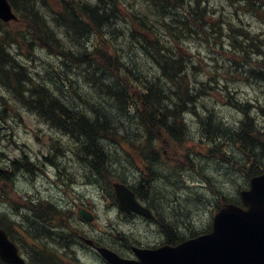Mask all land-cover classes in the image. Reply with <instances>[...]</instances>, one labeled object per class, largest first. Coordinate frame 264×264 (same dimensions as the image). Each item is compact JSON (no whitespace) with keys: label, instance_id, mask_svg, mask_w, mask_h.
Listing matches in <instances>:
<instances>
[{"label":"trees","instance_id":"obj_1","mask_svg":"<svg viewBox=\"0 0 264 264\" xmlns=\"http://www.w3.org/2000/svg\"><path fill=\"white\" fill-rule=\"evenodd\" d=\"M8 1L12 9L13 7H15L16 10H18L15 11L14 9L15 13L18 15L19 22L7 25L1 23L0 21V91L2 89V93L6 96L4 97L3 94L2 96L0 95V121L2 120L4 122H7L8 119H13V117H16L14 114H10V111L13 109L18 118L20 117V110H25L28 113L37 115L42 122L49 125L58 133L67 136L70 141H73L74 147L70 150L72 151L73 155H77L76 153L79 152L80 148L84 147V142L87 140H94L96 137L100 136L103 129L101 126L97 125L100 124L97 121H95V123L92 124L93 126L91 127H89L90 125H85L86 127L83 128L75 127L76 123L74 122H76L77 119L76 114L74 115V112H76V110L80 109V107L83 106V100L79 103L74 98L75 96H72L74 88L72 82L69 81L70 78L58 77V70L63 66L62 55L58 54L55 48L41 45V43L50 42L51 39H55L56 33L58 31L57 27H60V23H67V19L61 18L60 16L52 17L46 12L44 13V11L49 10L53 11L54 14H65V12L67 13L69 10L71 11V14H73L74 18H80L81 20L78 21V24L84 26L81 29L88 35H90V33L92 32L95 37V46L92 50H96L98 53H100L104 57V60L109 57L116 56L120 58V51H118L117 48L111 50L110 44H106L104 38L100 36L99 32V30L101 31L107 24L109 25V28L111 27L113 29L112 24L115 22V20L111 22L114 19V16L108 15L110 7L108 5L109 2H112L114 4L113 9L115 12V16H117L118 19H125L127 20L128 24L131 25L133 16L131 17L130 15H128V7L126 4H124L125 10H121L117 6L118 4L114 2V0H96L93 5L78 2V0H44L48 10L41 5L39 6L38 4L35 7V11L34 8H30V11H34V13L32 17L29 18L23 14L21 9H19L18 3L22 1L29 6H33L32 1ZM150 3L155 5L154 0H151ZM263 3L264 0H262L261 4ZM174 7V3L165 6V8L168 9H172ZM99 8L103 9L102 12H99ZM182 10L184 11L183 13H181L180 10L176 12H179L178 15L170 14L167 19H165L158 25L159 32H161V30L166 31L172 37V41L168 44L170 45L169 49L171 51L169 53L172 54V58L166 59L164 55H158V59H153L154 57L147 59L145 67L150 69V71L146 73V70L144 69L143 73L145 75L148 74L149 77L145 78L146 76H144V80L142 81L138 80L134 75H128L124 78V87L122 88L121 92H125L124 97H126L128 102L126 105L124 104L120 109L125 114V117L123 116V119L134 122L138 128L141 127L142 132H144L147 136V138L142 137V139H135V141H133V145H131V147L134 149L135 154L138 156L141 154V152H143L145 147L148 146L149 149L155 151L161 148V146L166 143L168 138H175L177 137V134H180V132L182 131L184 132L185 129L181 128L182 119L179 118L181 116V112L183 111V109H188V102L192 100L193 102H197L199 101V99H201L200 97H198L199 93L206 96L208 94L207 92L211 90L204 87L203 85L205 84L203 83H190L191 75L187 73V67L185 65L186 63L188 64L193 60L190 56L191 54H188L185 50L180 48L178 51L174 49V44L176 46H179L176 40H179L181 38L180 36L184 38L187 37L183 34L184 30H186L187 32L188 29L194 28L193 26H195L192 17V12L194 10L191 8H184ZM23 15L31 21L30 25L32 24L33 28L30 27L27 22L25 23V21L23 20ZM81 29H79V38H84L85 35L81 33ZM179 30L182 31V33ZM61 33L64 34L62 31ZM133 34L141 39H144L147 35V32L142 27H138L133 30ZM232 35L233 41L238 40L239 34L237 27H233L230 32H207L206 30H202L201 32L195 34L196 38H198L199 41L206 44H208V42L205 38L208 36L215 39ZM259 38L260 36L252 37L250 35V42L248 43L249 46L245 45L246 42H244V45L243 43L241 44L242 49L238 48V50H244L247 49L246 47H248L252 51H255V43ZM179 42H181V39ZM44 48H46V50L50 54L54 55V61L47 62L45 65H43L46 67L43 69L42 78L40 79V81H36L33 78V72H37L34 70L38 68L37 66L29 67L28 64H32L34 62L37 63L41 57L40 51H42ZM238 50L237 47H234V49L232 48V51H229L230 56L232 55L231 53H234L243 57H240V60L231 58L233 63H235L234 66H239L241 64L239 66L241 73H239L238 67L234 70V72L242 75L245 81L256 83L259 80H264V63L259 62L258 60L253 61L251 52L244 50L242 54H240ZM180 57L185 61L183 62L182 60H179ZM226 57L228 58L229 55H227ZM104 60L102 59L100 61H90L91 64L86 63L85 61H81L75 69H77L78 72H81L82 74H80V76L84 78L85 74L91 70V67H93V64L97 68H101ZM22 65L24 68L23 70L19 71ZM152 77L155 79V81L159 80L160 78L159 82H156L161 87H164V89H159L157 87L154 88V86L150 84V80L152 79ZM256 78L259 80H257ZM31 79H33L35 83L39 82V84L36 83L37 87L35 86V88L31 87L28 89L27 81L30 82ZM172 83L174 84V86ZM167 85H172L175 88V91L172 93V95H174L175 102L171 107H164L163 105L164 102L166 103L170 100L169 94L174 89L166 88L165 86ZM194 86L200 87L195 88L194 92H192ZM3 91L6 92L7 95ZM109 97V95L102 93V95L94 98L95 103H93V101L91 103L85 101V103L83 104H89V108L93 109L94 106L97 107L100 103L97 98L101 99L102 101H106L108 99V102L109 100L112 102L113 98L111 99ZM103 104L100 105L103 106ZM109 104L111 105V103ZM239 104L243 106L241 102ZM113 106L115 108L114 109L112 107L113 110L120 112V110L115 107L114 104ZM153 107H155L156 109H154ZM248 110L249 109H247V112H244L243 110L239 111L242 117L239 121H237L234 127H230L227 125L225 126L222 120H220L216 116L214 111H209L207 120L210 123L216 122L219 125V128H222H220V136L223 140V144H219L217 140L218 138H214V130H201V137L203 138L202 141L208 142L209 147H206L207 149L202 150L201 153H204L205 155L197 154L199 156L198 158L207 157L209 156V154H212V159H215L216 161L221 163L222 166L226 167L229 170L236 169L237 174L240 172L246 179H249L250 176L258 173L259 169L264 168V132L257 130V127H255L256 123L254 122V119L249 115ZM127 114H129L128 117ZM186 114H188V112L183 113L182 118H185ZM108 115L112 117L110 113H108ZM118 119H120V116L118 117ZM203 122L206 121L204 120ZM105 124L114 126L115 121L109 120ZM10 129L12 130V128ZM179 136L180 135H178V137ZM148 138L152 139L149 140ZM184 139L193 141L190 131H187V133L185 132V134L182 136V139L178 141L174 140V145L168 147L166 157L168 159L167 163L171 161H177L180 152L182 153L184 151L186 153H196L199 152V148L201 150L202 147L206 146L204 144H195L196 147L194 145L189 146L187 142L183 141ZM121 144L122 154L126 153L129 156V151L125 149L126 144L124 143V141H122ZM217 144L220 145V148H217ZM226 149L236 151L238 157L236 159L228 158L226 155ZM54 150L59 152V150H56V148ZM90 154L98 155L100 153H98V151L94 148H91ZM20 161L21 159L8 161L7 163L10 167H16L20 163ZM26 162L27 160H23V164ZM30 162L31 165L34 166L32 160H30ZM107 162V160H100L97 165V170L100 171L101 175L103 176V171L105 169L106 174L109 173V169L107 167H110V162H108V164ZM88 167H90V165H88ZM90 169L95 173L97 172V170H94L91 167ZM173 169H176L178 171V169L182 168L175 167ZM32 172L33 176H31L30 179H33V177L37 175L35 174L36 172H34L33 168ZM13 174L15 177L16 173ZM235 174L236 173L233 172V175ZM10 175L11 173L0 174V179H8ZM27 177L23 178V180H26ZM91 177L93 178V176ZM109 178L106 175L104 176L103 179L106 180V184L109 183ZM204 180L206 181V178ZM141 184L142 182L139 181L138 187L135 189L133 188V191H135L137 197H139L143 201H146L149 206H153L154 202L152 201L156 200H153L151 196L146 193V190L140 187ZM139 187L140 189H138ZM154 189L157 190L156 187H154ZM213 190L215 191V194L212 195L216 197L214 198L217 199L218 202L220 198H223V202H227L228 200H230L228 198H224V196H220L218 190H216L214 187ZM155 195L157 197L158 190ZM195 195L197 196L196 200L199 201V205L204 206V203L211 204L210 201H208L204 197V194H199V192H196ZM186 200L187 198L184 199V202ZM188 203L189 201L186 202V205L188 207H192V205L194 204V202H190L189 204ZM41 205L42 208H47L50 210V213L48 215L49 220L52 219L49 216H54L60 220H64L63 210L55 206L53 203L49 206L47 204ZM38 207L39 206H31L29 210H33ZM181 208H172V210L169 211L179 214V216L171 217L175 220L178 218L179 225L174 224V227H172L175 232L177 230H184L181 229L183 225H186V223L189 224L188 222L193 221V211L192 213L188 210L181 212ZM46 223H48V220Z\"/></svg>","mask_w":264,"mask_h":264},{"label":"bare ground","instance_id":"obj_2","mask_svg":"<svg viewBox=\"0 0 264 264\" xmlns=\"http://www.w3.org/2000/svg\"><path fill=\"white\" fill-rule=\"evenodd\" d=\"M30 1H32L33 6H29L22 1L18 3L19 9H21L23 14L26 15L27 17L29 18L32 17L34 11L36 10L35 7L38 4L39 6L41 5L42 7H45L48 10L44 0H30ZM123 1L125 2L126 0H114V2L118 4L117 6L121 10H125V5ZM197 1L195 0H154L155 5H153L152 3H150L151 0H140V2L143 3V5L139 9H137L138 4L137 6L129 4L130 10H128V15H130L131 17L133 16L131 25L128 24L127 20L125 19L121 20V19H118L117 16H115V12L113 9L114 4L112 2H109L108 5L110 7H109L108 15L114 16V19L111 22L115 20V22L112 24L113 29L111 27L109 28V25L107 24L105 27H103L102 29L103 31L99 30V32H100V36L104 38L106 44L108 45L110 44L111 50L117 48L118 51H120V58L116 56V57H109L105 60H104V57L100 53H98L96 50H92L95 46V37L92 32L90 33V35H88L81 29L84 26L78 24V21L81 20L80 18L78 19L74 18L73 14H71V11L69 10L67 13L65 12V14L64 13L54 14L53 11H49V10L44 11V13L46 12L52 17L60 16L61 18L67 19V23H60L59 25L60 27H57L58 31L56 33L55 39L53 40L51 39L50 42H45V43L40 42V43L42 46H48V47L55 48L57 50V53L62 55V59H63L62 65L63 66L62 68H59L58 70V77L70 78L69 81L72 82L73 88H74L72 96H75L74 98L79 103L82 100H83V103H85V101L91 103L95 97L102 95V93L109 95L110 96L109 98L111 99L113 98L112 102L110 100L108 102L107 101L108 99L106 101H102L101 99L97 98L100 103L98 104L97 107L94 106L93 109L89 108V104L82 103L83 106H81L80 109L74 112V115L76 114V119H77V120L75 119L76 122H74L76 123L75 127L83 128V127H86L85 125H90L89 127H91L93 126L92 124H94L95 121H97L100 123L97 125L101 126L103 131L101 132L100 136L96 137L94 140L85 141L83 145L84 147L80 148L79 152L76 153L77 155H73V153L70 152L71 157H67V154L58 155L57 153L56 155H51L49 159L47 160L45 159L47 168L49 170L55 171L60 178L66 179V178H69L71 175V171L73 170L71 168L76 167V165L78 167L82 166V169L85 175L87 174V175L93 176L95 180L97 181L99 180V182L100 181L102 182L101 190L108 195L109 202L112 203V205H113V192H111V190L106 185L105 183L106 180L103 179L105 175L108 178L110 177L109 179H117L119 181L125 182L127 186L130 187L131 189L137 188L138 183L140 181L142 182L140 187L144 188V190H146V193L150 195L153 200L157 201L156 205H154V208H153L154 212L157 213V210H158L161 214L163 213L164 208L166 207L164 206L162 199H157L155 195V193H157V190L154 189V187L158 188V186H155L158 180L161 183V186L163 185L165 186V184L161 182V179H162L161 173L164 172V169L167 165L168 159L166 157H167L168 147L173 146L174 140L178 141L182 139V136L185 134V132L187 133V131H190V130L192 133L193 141H195V138L198 132H200L201 134V130L203 131L214 130V133H213V135L215 136L214 138L215 139L218 138L217 140L219 144H223V140L220 136V130L222 128L220 127L221 128L220 129L219 125L216 122L210 123L207 120L209 116L208 112L211 110L212 111L214 110L202 104L205 95L199 93L198 97H200L201 99H199V101L197 102H193V100L188 102L189 103V104L187 103L188 109H185V110L183 109V111L181 112V116L179 117L182 119L181 128L185 129V131L184 132L182 131L180 132V134H177V137L178 135H180L178 139L177 137L168 138L166 143L163 144L161 148L155 151H152V149H149L148 146L145 147L143 152H141V154L138 156L137 166H134L131 163V157L128 156V154L126 153L124 155L125 156L124 164L123 162L119 163V161L116 160L115 155L117 153V150L122 149V144H121L122 141L131 142V141H135V139H142V137L147 138L146 134L142 132L141 127L138 128L134 122L123 119V116L125 117V114L120 109L124 104L126 105L128 102L126 97H124L125 92H121L122 88L124 87L123 86L124 78L128 75H134L138 80L142 81L144 80V76H146L145 78L149 77L148 74L145 75L143 73L144 69L146 70V73L150 71V69L145 67L147 59L151 57L152 58L154 57L153 59H158V55L160 56L164 55L166 59L172 58V54L169 53L171 51L169 49L170 45H168L172 41V37L166 31L161 30V32H159L158 25L159 23L167 19V17L170 14L178 15L179 12L178 13L176 12L180 10L183 11L182 9L184 8H191L194 10L192 12L193 13L192 17H193V23L195 24V26H193L194 28L188 29L187 32L186 30H184V33H183L184 36H187L189 38V40L192 39L195 42L199 41L198 38H196L195 34L201 32L202 30H206L207 32L208 31L209 32H212V31L230 32L233 27H237L238 34H239L238 40L233 41V35L228 36V37L215 38V39L208 36L205 39L208 43L210 41L211 42H222L223 41L228 46H230L231 50L232 48L234 49V47H237V50H238V48L242 49L241 47L242 43L244 45V42H246L245 45H248V43L250 42V35L252 37L255 36L251 34L250 31L251 30L254 31L255 27H257L258 25L262 26L263 29L260 31L256 29L257 32L256 31L255 32L258 33V35L256 36H260V37L264 36V25H263L264 23V3L261 4L262 0H230V1H227L228 3L231 2L230 5L232 6L236 5L235 6L236 13H232L231 16L229 15L224 16L221 14L219 15L211 14V13L205 12L204 10L200 11L204 7L199 5L201 1L199 0ZM203 1L206 3V0H203ZM78 2H83L89 5H93L96 2V0H78ZM5 3L7 4V6L11 7L8 0H5ZM172 3L175 4L174 8L172 9L165 8L166 5L172 4ZM142 7L145 9V11L142 10ZM30 8H34V11L31 12ZM14 9L15 11H18L16 10L15 7H13V10ZM98 10L99 12H102L103 9L99 8ZM247 14L249 15L251 19L255 18L257 21H261V22L256 23L255 27L252 28L251 24L245 22L244 20L243 21L241 20V17ZM24 15H23V20L25 21V23L27 22L28 25L33 28V25L32 24L30 25L31 21L28 20ZM208 17H210L209 19L212 22H208V24H206L205 19H207ZM69 19H72V20H69ZM138 27H142L144 30H146L147 35L144 39H141L138 36L133 34V30ZM79 29H81V33L85 35L84 38H79ZM61 31L64 34H62ZM78 39H82V41L88 44L87 45L82 44L81 45L82 47L80 49H77V46H75V44L78 43L77 41ZM65 41H69V43H66ZM255 45H256L255 51H252L248 47H246L247 49H244V50L249 51L251 53L255 52L256 57L261 59V57H263L264 55L263 50L260 48L262 47V45L258 47L259 45H257V42L255 43ZM44 49L40 51L42 54H46L50 58H54L53 54H50L46 50V48ZM244 50H238V51L240 52V54H242ZM228 55L230 56L229 53ZM102 59L104 60L102 67L97 68L93 64V67H91V70L85 74L84 78L80 76V74L82 73L78 72V70L75 69L81 61L83 62L85 61L86 63L91 64L90 61H100ZM179 60H182L183 62L185 61L181 57L179 58ZM47 62L49 61H44V63L39 64L37 68H44L45 66L43 65H45ZM23 68L24 67L22 65L19 71L23 70ZM33 78L36 81H40V79L42 78L41 72H33ZM159 80H156V81L159 82ZM156 81L152 77V79L150 80V84L153 85L154 88L157 87L159 89H163L164 87H161L159 84H157ZM199 82L205 85L217 84L215 79L212 77L210 78L207 77V79L204 82L203 81H199ZM199 82L196 80H192V79L190 80L191 84H198ZM36 83L39 84V82H36ZM36 83L34 82L33 79H31L30 82L27 81L28 89L31 87L35 88V86L37 87ZM259 84L264 87V80H259L256 83H254V85H259ZM173 86L167 85L165 87L174 88ZM197 87L199 86H194L193 87L194 89H192V92H194L195 88ZM174 91H175V88L169 94L170 100L166 103L165 102L163 103L164 107L165 106L171 107L173 103L175 102L174 95H172ZM97 92L101 94H98ZM88 97H91V99H88ZM109 103H111L112 106ZM112 103L115 105V107H117L120 110L121 113L119 111L117 112L112 109V107L114 108ZM100 104L101 105L103 104V106H101ZM229 104L231 107H233L234 110H237V111L243 110L244 112H247V109H249L254 112V115L260 113V115L262 116L264 114V111L260 109L258 110V113H257V108L255 110V108L252 107L248 102L242 103L243 106L239 104V102L237 101H234L233 103L229 102ZM153 108L156 109L155 107ZM107 112L110 113L112 117H110ZM187 112H188L189 118L188 119L182 118L183 113H187ZM128 115L129 114H127V117ZM119 116H120V119H118ZM12 120L13 119H10V121ZM109 120L115 121V125L114 126H111L108 124L106 125L105 123H107V121ZM204 120L206 122H203ZM0 138H1L0 147H1V150H3V152L2 151L0 152V174L16 173L20 176H25V177L33 176L32 168L34 170V166L31 165V162L28 159L27 154L25 153H22L20 157L17 159V160L21 159V161L16 167L9 166L7 162L10 161L11 158H9L8 154L4 152L5 146L3 142L5 138L3 135ZM148 139L150 140L152 138H148ZM14 144L15 142L12 139V143H10V146L14 147ZM91 148H94L95 150H97L98 153H100L98 154L100 156L90 154ZM217 148H220V145L217 144ZM226 155L228 158H232V159H236L238 157L237 152L234 150L226 149ZM53 157H57V159L59 160H56ZM192 157H195V159L193 160ZM23 160H27V162L23 164ZM100 160H107L108 162H110V167H107L109 169V173L106 174V169H105L103 171L104 176L101 175V172L97 170L98 168L97 165ZM196 160H197V157L195 156V154L190 153V155H188L187 158L185 159L186 166L184 168L178 169V171L172 168L169 175L165 174L168 177L167 181L170 180V178H173L172 180L179 178V177H175V175H177L180 172L179 176L180 174L182 176H184L185 174L187 176L198 175L201 177V181L203 182V180L207 177L205 174L203 176L201 174L203 160L201 161H196ZM209 163H210V160H207L206 164L208 165V167L206 170L209 174H214L218 166L221 163H219L216 160L211 162L212 165H210ZM117 164L120 165L119 167L120 169L115 167ZM88 165H90L92 169L97 170V172L95 173L94 171H91ZM222 168L224 169L223 175H226L227 173L230 175L233 174V172H231V170L227 169L226 167L222 166ZM62 185L66 186L65 183H63ZM161 186L159 187L158 190L163 191V189H161L162 188ZM140 187L138 189H140ZM192 195L193 194H190V196ZM168 197L169 196H167V198ZM186 198L187 200L184 202L182 196L180 197L174 196L171 201L174 202L175 208L179 209L181 208V206L183 207L184 203L186 204L187 201H190L188 198V195ZM169 210L167 209V212H169ZM45 213H48L49 215L50 210L47 208L38 207L36 209L29 210V212H27L25 216L26 217L32 216V218L35 217V219H37L36 217L41 218ZM49 217L52 218L49 220L50 224L51 223L57 224V226L54 225V227L58 229L59 239L62 240L65 238H73L71 234L68 233V229H67L68 220L67 219L64 218V220H60L54 216L52 217L49 216ZM1 219H2L1 221L2 223H4L5 220H7V218L5 217ZM190 228H191V224L186 223V225L184 224L181 229L189 230ZM49 244H51V242ZM76 246L78 247V244Z\"/></svg>","mask_w":264,"mask_h":264},{"label":"rangeland","instance_id":"obj_3","mask_svg":"<svg viewBox=\"0 0 264 264\" xmlns=\"http://www.w3.org/2000/svg\"><path fill=\"white\" fill-rule=\"evenodd\" d=\"M200 6L204 7L200 11H205L211 14L216 15H224V16H231L232 13H236L235 6L230 5L227 1L230 0H206V3L203 0H199ZM124 4L127 5L128 10H130V6L134 5L137 6V9L141 8L142 2L140 0H126L123 1ZM142 10L145 11V9L142 7ZM182 13L184 11H181ZM193 15V13H192ZM248 15V14H247ZM241 17V20L251 24L252 28L255 27L256 23H260L261 21H257L255 18H250L249 15ZM208 17L205 19V23L208 24V22H212ZM251 19V20H250ZM124 22V21H122ZM163 22V21H162ZM262 24V23H261ZM264 25V23H263ZM256 29L259 31L262 30V26L258 25L255 27V30H251V34L258 35L256 33ZM180 31V30H179ZM256 31V32H255ZM182 33V31H180ZM253 36V37H255ZM182 39L183 37L180 36ZM188 37H186L187 39ZM180 39L176 40L178 45L180 44ZM257 45L260 47L264 52V36H261L259 39H257ZM78 43L75 44L77 46V49H80L82 44L87 45L88 43H85L82 41V39L77 40ZM66 43H69V41H65ZM263 42V43H262ZM224 45V46H223ZM182 46V45H181ZM189 49H188V48ZM188 51L190 50L192 54V61L190 63H186V71L189 73L190 79L196 80V81H205L207 79L206 74H216L219 76H222L223 78V85L219 84H210V85H203L204 87L208 89H212L213 91H209V95L204 97L203 103L205 106H207L210 109H213L215 111V114L217 117H219L223 122H225L227 125H233L236 121L240 119V113L237 110H234L233 107L230 106L229 102L233 103L235 100H240L243 103L248 102L252 107L260 108V110L264 111V87L262 85H254L251 81H245L244 77L242 75L237 74V72L234 73V70L238 67V65L234 66L235 63L231 60V58H235L240 60V55L232 53L231 56L228 58L226 57L229 53L228 50L221 49L228 48L229 46L225 42H209L208 44L203 43L201 41H193L188 40L187 44ZM177 51L178 48L175 47ZM221 49V50H220ZM232 51V50H230ZM216 53V54H215ZM41 54V59L37 63H30L28 64L29 67L39 66V64H43V61H49L53 62V58H50L46 54ZM253 60H256L257 57L252 56ZM243 58V57H241ZM260 60V58H257ZM246 61V60H245ZM252 61V60H251ZM149 62V61H148ZM189 62V61H188ZM241 62V61H240ZM150 64V63H149ZM44 68H38L34 71L41 72L43 74ZM232 71V72H231ZM239 73H241L239 69ZM226 74V75H225ZM200 87V86H199ZM198 87V88H199ZM84 88V87H83ZM222 88V89H221ZM227 88V90H226ZM164 89V88H163ZM3 93L0 92V95ZM228 95V96H226ZM231 97V98H228ZM96 98V97H95ZM88 99H91V97H88ZM95 100V99H94ZM93 100V103L95 101ZM254 109V108H253ZM256 110V109H255ZM258 110V109H257ZM254 113V112H253ZM258 113V112H257ZM10 114H14L16 117H13V120L10 121V119L7 120V122L0 121V137L2 135L4 136V146H5V153L8 154L9 158L15 159L19 158L22 153L27 154L28 157L33 160V162H38L39 160H42L44 162L43 157H46V155H58L60 154H67V157H71L72 152L70 149L73 148V141H70L68 137L62 135L61 133H58L57 131L51 129L46 124H43L40 122L37 117L33 116L31 113H28L27 111L20 110L19 114L20 117L18 118L17 114L15 113L14 109L10 111ZM259 114V115H258ZM255 115L256 119L261 120V118L264 119V114L261 116L260 113ZM12 128V130L10 129ZM1 139V138H0ZM12 139L15 142L14 147L10 146V143H12ZM61 140V141H60ZM53 142H55V145H51ZM126 144L125 149L129 151V156L131 157V163L134 166H137L138 163V155L135 154L134 149L131 147L133 145V141L128 142L124 141ZM59 150V152L55 151L54 149ZM122 149L117 150L116 153V160L120 162H125V153L122 154ZM3 152L0 147V152ZM181 153V152H180ZM119 157V158H118ZM56 160L57 157H53ZM212 154H210L207 157L197 158L196 161H202V168H201V174L202 176L205 174L207 177H209L210 185H212L214 188L219 189L218 191H221L224 195L228 196H234L236 189L238 188V184L242 183L241 177L238 176L236 169H230L231 172L236 173L235 175L226 174L223 175L224 169L222 168L221 164L218 166L216 172L214 174H209L207 172L208 165L206 164L207 160H210L213 162L215 159H212ZM194 160L195 157H192ZM213 160V161H212ZM72 162V161H71ZM129 163V162H127ZM175 166H180L184 168L185 160L182 156V154H179V158L177 161L174 162ZM116 168L120 169V165L117 164L115 166ZM73 169L71 171V175L68 179H65L64 182L66 184V187H64L63 192H59L53 187L51 189L48 187L47 183L45 182V178L39 179L37 182L36 178H33L30 180V177L28 176L25 181H20L16 183H12L14 185V191L11 190V192H6L4 189L3 192H5L8 199L12 202L16 199V197H23L27 198L29 195L35 193V191L43 190L45 188H49L50 191V197L54 196L57 201L58 208L62 209L65 214H75V211L73 213L69 212V210H66V207H70L71 203H83L86 206H88L90 209L93 208L94 213H96V216H98L94 226L88 227L87 231L91 233L96 232V236L98 238L102 237V234H110L112 228H114V224L119 225L120 223H117L116 219L118 217V213L116 214V210L112 207V203L109 202L108 195L101 190L102 182L99 180H95L90 175H85L81 167L71 168ZM171 167L166 166L164 169V172L161 173L162 179L161 182L165 184V186H161V183L159 180L156 182L155 186H158L157 190L161 186L163 191L158 190V196L157 199H162L164 206V211L161 215V217L166 218L164 221V226L169 231L175 232L172 227H174V224L179 225L178 218L172 219L171 217L179 216V214H176L175 212H167V209L169 211L172 210V208H175L174 202L171 201L174 196H182L183 200L187 197L190 200V202H194L192 207H187L186 204H183V207L181 208V212H184L186 210H193L192 217H193V225H192V232L193 231H203L207 226L210 224V216L208 210L209 203H206L205 207L200 206L196 203L195 195L193 194L190 196V190L192 189V192L194 191L197 184H200L201 177L198 175H189L186 174L182 176L179 173L175 175V180H172L173 178H170V180L167 181V176L170 174ZM212 169V168H211ZM210 169V170H211ZM212 171V170H211ZM213 172V171H212ZM54 173V172H52ZM166 174V175H165ZM238 176V177H237ZM20 178H25V176H19ZM237 177V178H236ZM234 179V181H232ZM172 180V181H171ZM41 181V182H40ZM170 181V182H169ZM167 184V185H166ZM107 185V184H106ZM108 186V185H107ZM70 188V189H69ZM110 188V185L109 187ZM189 188V189H187ZM93 189V190H91ZM187 189V192L185 191ZM97 190V191H96ZM167 196H169L167 198ZM6 199V197H5ZM169 201V202H168ZM156 205V201H152ZM172 202V204H171ZM214 201H210L212 204ZM14 203V201H13ZM168 203V205H167ZM16 206L22 205L21 200L19 202L14 203ZM5 211L4 208L0 207V212ZM191 212V211H189ZM177 221V222H176ZM123 223V224H122ZM119 228L120 231H125L128 234L129 238H132L133 240L137 241H148L150 240L151 235L153 231H159L156 227H153L148 224H144L141 220L136 219L133 226L130 224H125V222H122ZM173 223V224H172ZM136 224V225H135ZM196 227H195V226ZM100 233V234H99ZM176 233H179V230L176 231ZM95 236V235H94Z\"/></svg>","mask_w":264,"mask_h":264},{"label":"water","instance_id":"obj_4","mask_svg":"<svg viewBox=\"0 0 264 264\" xmlns=\"http://www.w3.org/2000/svg\"><path fill=\"white\" fill-rule=\"evenodd\" d=\"M0 18L4 21L13 18L5 0H0ZM250 186L249 191L240 194L247 210L231 204L224 206L213 218L210 234L167 252L133 248L140 262L119 260L113 253L103 250L105 257L115 264H264V174L251 179ZM113 190L121 211L150 216L124 185L114 184ZM79 214L86 221H92L88 213L79 210ZM0 253L4 258L9 256L1 242Z\"/></svg>","mask_w":264,"mask_h":264},{"label":"flooded vegetation","instance_id":"obj_5","mask_svg":"<svg viewBox=\"0 0 264 264\" xmlns=\"http://www.w3.org/2000/svg\"><path fill=\"white\" fill-rule=\"evenodd\" d=\"M16 216L18 219L13 220V217L11 219L9 215L1 211L0 217H5L9 221L4 219L5 222L2 223L0 218V228L14 243L17 254L25 264H107L97 256L93 248L103 246L114 250L122 258L132 259L131 246L156 249L164 245L168 238V231L161 232L158 228L159 231L157 232L150 231L152 238L147 242L136 239L129 241L124 234H115L112 235V238L103 237L106 240L100 241V243L96 241V243L88 244L82 236H78L77 241L74 238L59 239L58 229L54 227L57 224L49 223L48 213H45L41 218L36 217L37 219L32 218V216L23 217L21 211L16 213ZM47 220L48 223H46ZM50 242L51 244H49ZM0 264H5L1 258Z\"/></svg>","mask_w":264,"mask_h":264}]
</instances>
